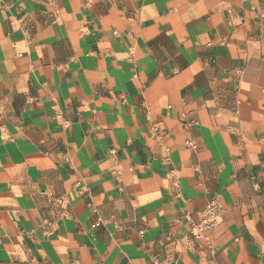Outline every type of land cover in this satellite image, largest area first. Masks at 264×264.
Segmentation results:
<instances>
[{"label": "crops", "instance_id": "crops-1", "mask_svg": "<svg viewBox=\"0 0 264 264\" xmlns=\"http://www.w3.org/2000/svg\"><path fill=\"white\" fill-rule=\"evenodd\" d=\"M155 261L264 264V0H0V264Z\"/></svg>", "mask_w": 264, "mask_h": 264}, {"label": "built area", "instance_id": "built-area-1", "mask_svg": "<svg viewBox=\"0 0 264 264\" xmlns=\"http://www.w3.org/2000/svg\"><path fill=\"white\" fill-rule=\"evenodd\" d=\"M64 123L66 125L69 124L68 121H65ZM187 146L191 147L194 150L197 149L196 145L191 142H188ZM223 213L224 210L218 199H213L212 201H210L202 212V219L200 223L192 225L191 233L193 235V238L196 240L201 239L202 234L205 231L215 229L220 224ZM153 264L159 263L155 261Z\"/></svg>", "mask_w": 264, "mask_h": 264}]
</instances>
